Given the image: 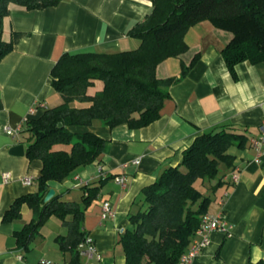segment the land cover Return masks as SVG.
<instances>
[{"label":"crops","instance_id":"obj_1","mask_svg":"<svg viewBox=\"0 0 264 264\" xmlns=\"http://www.w3.org/2000/svg\"><path fill=\"white\" fill-rule=\"evenodd\" d=\"M152 10V0H62L58 6L43 10L13 7L5 19L3 38L13 45V51L0 62V264L70 263L71 254L61 252L56 239L55 254L46 252L44 243L29 251L18 249L14 234L33 218L27 205L20 218L4 221L16 199L38 191L36 179L43 164L27 158L23 131L28 119L38 118L63 102L51 85V71L64 53L135 50L141 41L128 31L144 22ZM232 39V32L210 21L190 28L185 38L189 50L161 63L157 77L179 78L183 66H190L195 57L197 63L186 78L170 86L171 98L160 119L151 125L141 129L104 125L72 128L105 139L103 153L75 177L63 183L50 182L49 190H55L62 201L80 203L84 186L102 185L99 197L85 210L82 226L102 254L101 264H126L119 243L121 231L129 226V216L142 207V190L167 168L178 166L198 136L230 124L250 129L252 139L261 137L264 62L246 60L231 69L222 52ZM103 89V81L95 80L87 93L95 96ZM87 105L74 103L78 108ZM32 107L37 108L34 115L29 112ZM19 145L24 146V154H13ZM228 153L235 157L234 171L240 179L228 197L225 186L218 190L221 194L210 213L224 211L232 229L229 235L214 232L209 245L191 264L264 260V147L260 154L253 147H232ZM5 173L11 176L6 184L2 183ZM122 176L125 187L116 181ZM26 177L32 178L31 185L24 183ZM105 201L113 206L114 215L103 219ZM42 231L34 241L45 239ZM57 231L55 238L66 236L68 228L62 223Z\"/></svg>","mask_w":264,"mask_h":264},{"label":"trees","instance_id":"obj_2","mask_svg":"<svg viewBox=\"0 0 264 264\" xmlns=\"http://www.w3.org/2000/svg\"><path fill=\"white\" fill-rule=\"evenodd\" d=\"M61 1L0 0V62L13 51V45L3 38L4 21L11 9L43 10ZM152 2L151 14L128 31L141 41L139 48L116 53H64L53 67L51 85L63 102L38 118L28 119L23 131L27 158L43 164L36 179L38 191L16 199L4 216L5 222H12L21 217L23 206L33 211L32 220L14 234L18 249L29 251L45 222L55 216L68 228L66 236L56 238L60 251L71 254L69 264H84L79 252L87 235L82 227L84 214L99 197L102 185L84 186L80 203L62 201L60 196L45 202L50 182L63 183L75 177L103 153L105 139L72 128L104 125L141 129L159 120L171 98L170 86L187 77L198 57L190 66H183L179 78L159 79L157 68L189 50L185 38L190 28L210 21L232 32L233 39L222 52L231 69L246 60L264 62V0ZM95 80L103 81L104 89L89 96L87 90ZM75 102L88 105L78 108ZM251 140L250 129L230 124L205 132L184 151L178 166L167 168L155 183L144 188L142 207L129 216L130 224L121 232L119 243L126 264H179L214 202L197 188V181L213 192L225 186L228 197L235 186L230 178L235 157L228 151L249 148ZM249 264H264V260Z\"/></svg>","mask_w":264,"mask_h":264},{"label":"built area","instance_id":"obj_3","mask_svg":"<svg viewBox=\"0 0 264 264\" xmlns=\"http://www.w3.org/2000/svg\"><path fill=\"white\" fill-rule=\"evenodd\" d=\"M37 111L36 107H32L30 109V114L34 115ZM11 131L10 128H8ZM262 135L260 138H255L251 140V147H253L259 154L261 153L264 147V128L261 129ZM2 183L6 184L11 180V176L9 173L3 174ZM232 182L237 184L240 179V175L237 171H234L230 176ZM117 183L121 184L123 187L126 186L125 177L116 178ZM24 183L26 185H31L33 180L31 177H26L24 179ZM227 197V194L225 195ZM103 219L107 217H111L114 215L113 206L109 201H105L102 205ZM231 225L229 224L224 211H220L218 213L212 214L208 213L202 219V223L200 228L196 233V239L190 245L188 252L182 257V260L179 264H191L193 260L198 257L203 250L209 245L211 240V235L216 231H222L227 235L231 232ZM124 229L121 231L123 232ZM80 255L84 258V264H91L96 262L97 264H101L102 262V254L98 251L96 243L94 239L90 235H86L85 240L79 246ZM40 264H55L51 261L43 260Z\"/></svg>","mask_w":264,"mask_h":264},{"label":"rangeland","instance_id":"obj_4","mask_svg":"<svg viewBox=\"0 0 264 264\" xmlns=\"http://www.w3.org/2000/svg\"><path fill=\"white\" fill-rule=\"evenodd\" d=\"M196 186L205 194L212 196L213 200H215L216 197L221 194V191H218V190L216 192H213L211 189H209L210 188L209 186L203 185L200 180L197 181ZM214 206H215V202H213V204L211 206V210H213ZM62 223L63 222L55 216H52L50 219H48L41 229V230H43L42 232L45 235V239H38V240L34 241L31 244V247L33 249L40 248L41 245L44 243L45 251L50 253V254H55L56 249H58V247L56 246V242H55L56 238L55 237L58 234V231H57L58 225L60 224V226H61Z\"/></svg>","mask_w":264,"mask_h":264},{"label":"water","instance_id":"obj_5","mask_svg":"<svg viewBox=\"0 0 264 264\" xmlns=\"http://www.w3.org/2000/svg\"><path fill=\"white\" fill-rule=\"evenodd\" d=\"M12 152L15 155H23L25 152L24 146L19 145V146L15 147ZM53 197H55V190L50 189L46 198H45V202L46 203L49 202Z\"/></svg>","mask_w":264,"mask_h":264}]
</instances>
